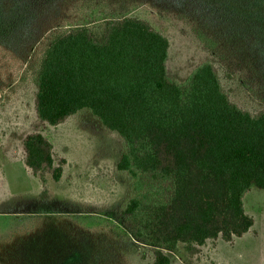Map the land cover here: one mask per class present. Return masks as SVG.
<instances>
[{
  "label": "rangeland",
  "instance_id": "rangeland-1",
  "mask_svg": "<svg viewBox=\"0 0 264 264\" xmlns=\"http://www.w3.org/2000/svg\"><path fill=\"white\" fill-rule=\"evenodd\" d=\"M138 17L170 41L168 79L184 82L204 63L219 70L231 101L264 111V0H0V264H154L151 247L128 231L123 209L133 196L118 169L123 140L83 110L52 127L39 120L34 78L60 33L107 19ZM216 38L215 51L198 39ZM43 134L61 182L45 189L27 166L24 142ZM245 208L255 224L233 242L209 241L196 254L168 252L171 264H264V190Z\"/></svg>",
  "mask_w": 264,
  "mask_h": 264
},
{
  "label": "trees",
  "instance_id": "trees-1",
  "mask_svg": "<svg viewBox=\"0 0 264 264\" xmlns=\"http://www.w3.org/2000/svg\"><path fill=\"white\" fill-rule=\"evenodd\" d=\"M209 50L216 38L200 31ZM170 41L138 17L107 19L58 34L36 72L39 120L57 127L83 110L123 140L118 169L133 196L123 209L131 236L151 247L154 264L168 252L194 255L209 241L233 242L254 227L245 208L264 190V111L252 114L224 91L207 62L182 83L168 79ZM27 166L45 186L62 180L54 146L43 134L24 142ZM1 168V165H0Z\"/></svg>",
  "mask_w": 264,
  "mask_h": 264
}]
</instances>
